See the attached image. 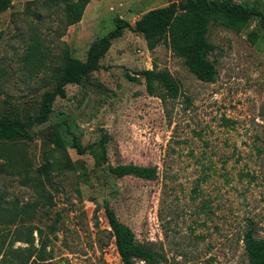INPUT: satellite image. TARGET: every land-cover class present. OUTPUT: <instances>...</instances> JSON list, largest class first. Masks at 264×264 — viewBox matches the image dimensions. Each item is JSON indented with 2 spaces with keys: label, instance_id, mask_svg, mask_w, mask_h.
<instances>
[{
  "label": "rangeland",
  "instance_id": "rangeland-1",
  "mask_svg": "<svg viewBox=\"0 0 264 264\" xmlns=\"http://www.w3.org/2000/svg\"><path fill=\"white\" fill-rule=\"evenodd\" d=\"M179 1L91 0L82 21L67 27L64 4L14 0L0 12V115L37 114L66 54L86 60L118 16L135 25L148 10ZM246 1L264 11V0ZM208 37L215 82L198 79L168 44L149 50L143 35L126 29L103 68L56 99L49 124L31 127L35 140L0 141V264H123L105 201L140 242L157 243L162 264H248L247 223L264 236V29L258 17L241 31L213 22ZM155 66L180 82L178 98L164 103L143 79L125 76ZM57 129L83 145L107 134L109 163L157 166L160 176L116 177L108 163L69 147L76 170L54 171L42 198L26 179L46 153L60 156L42 140Z\"/></svg>",
  "mask_w": 264,
  "mask_h": 264
},
{
  "label": "trees",
  "instance_id": "trees-1",
  "mask_svg": "<svg viewBox=\"0 0 264 264\" xmlns=\"http://www.w3.org/2000/svg\"><path fill=\"white\" fill-rule=\"evenodd\" d=\"M14 0H0V12L8 10ZM56 4H64L65 25L67 27L82 21L83 15L91 0H50ZM258 17L260 27L264 29V11L257 5L246 0H180L168 5L152 8L143 13L132 25L129 21L118 16L115 27L101 38L95 40L87 52V59L82 60L73 54H66V62L59 67V76L53 79V88L47 89L41 95L39 110L28 119L20 115H0V141L18 142L21 140L33 141L35 135L31 127L50 120L54 103L58 97H67V86L83 83L89 74L103 68L102 59L107 55L114 40L122 37L126 29L140 33L145 38L149 50H155L160 44L166 43L173 53L184 59L189 70L204 82H215L218 69L210 54L215 51L216 44L209 40V26L218 23L225 27L241 31L252 18ZM250 37L256 41L259 37L258 30L250 32ZM37 51V43L31 46ZM130 81L143 79L149 94L159 97L164 103L169 99H176L182 94L180 82L168 69L153 67L143 69L132 75L125 73ZM57 129L50 137H42L44 142L55 144V150L60 156L46 153L44 163L36 170V174L29 176L26 181L37 189L42 198L47 192L46 184H53L52 173H62L76 170L68 148L76 150L79 155L92 154L98 162L108 163V171L116 177L136 176L145 180L159 178L157 166H146L136 163L112 165L107 155L109 135L103 134L99 142L83 145L78 137L74 136L70 142L64 138ZM100 146L97 153L95 147ZM48 200L51 195L48 194ZM112 236L123 264H162L166 256L157 248L156 242L143 243L137 239L134 230L124 223L117 215L108 201L104 203ZM2 207L0 206V209ZM10 215H17L16 210L9 209ZM242 240L245 245L248 264H264V236L259 235L257 224L250 220L247 223ZM29 242V240H26ZM45 260V259H43ZM36 263L39 264V262ZM28 264V263H27ZM29 264H33L30 262ZM44 264V263H43ZM52 264V263H49Z\"/></svg>",
  "mask_w": 264,
  "mask_h": 264
},
{
  "label": "water",
  "instance_id": "water-1",
  "mask_svg": "<svg viewBox=\"0 0 264 264\" xmlns=\"http://www.w3.org/2000/svg\"><path fill=\"white\" fill-rule=\"evenodd\" d=\"M49 122H50V120H47V121H45V122L39 124V127H42V126H44V125H48Z\"/></svg>",
  "mask_w": 264,
  "mask_h": 264
}]
</instances>
